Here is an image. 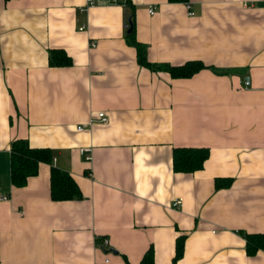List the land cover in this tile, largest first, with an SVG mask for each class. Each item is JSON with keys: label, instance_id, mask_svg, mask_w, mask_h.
<instances>
[{"label": "crops", "instance_id": "obj_1", "mask_svg": "<svg viewBox=\"0 0 264 264\" xmlns=\"http://www.w3.org/2000/svg\"><path fill=\"white\" fill-rule=\"evenodd\" d=\"M94 2L0 0V264H142L150 249L173 264L181 236L178 264H264L245 252L264 234V0ZM131 34L163 69L140 65ZM195 61L188 79L164 70ZM17 139L56 161L22 188ZM177 149L210 157L177 173ZM54 167L81 199L52 200Z\"/></svg>", "mask_w": 264, "mask_h": 264}, {"label": "trees", "instance_id": "obj_2", "mask_svg": "<svg viewBox=\"0 0 264 264\" xmlns=\"http://www.w3.org/2000/svg\"><path fill=\"white\" fill-rule=\"evenodd\" d=\"M11 1V0H6ZM172 3H187L188 0H169ZM138 51L140 65L149 69H163L162 66L151 65L145 54V48L135 41L133 34L129 37ZM49 62L52 67H66L72 65V59L62 50H52ZM206 67L198 61L189 62L183 66H165L172 78L188 79ZM11 181L16 188L25 187L28 180L39 173L41 164H54V155L47 148H33L25 139H17L11 144ZM210 157L208 150L177 149L174 155V170L177 173H195L204 169ZM51 198L55 202L79 200L82 193L76 181L67 171L57 167L51 171ZM258 251H264V234H248L245 236V252L254 256ZM185 252V237L181 236L176 244L173 264L183 258ZM142 264H156L155 253L150 249L142 260Z\"/></svg>", "mask_w": 264, "mask_h": 264}, {"label": "built area", "instance_id": "obj_3", "mask_svg": "<svg viewBox=\"0 0 264 264\" xmlns=\"http://www.w3.org/2000/svg\"><path fill=\"white\" fill-rule=\"evenodd\" d=\"M87 2H88V5H90V6L94 5V3H95L94 0H87ZM188 9L190 10L189 15H190V16H193L194 14H193V12L191 11V7H190V6H188ZM149 13H150L151 15H154V14H155V10L152 9V10L149 11ZM86 29H87L86 25H83V26L80 28V31L83 32V31H85ZM91 45H92V47H96V46H97L96 43H92ZM97 121H99V122L102 123V124H107L108 121H109V119H108V117L106 116L105 113H100V114L98 115V117H97ZM93 122H94V121L91 122V125L94 124ZM78 130L81 131V130H82V127H79ZM81 153H82V155L85 157L86 161H90V160H91V154L88 152V150H82ZM55 162H56V161L54 160V163H55ZM1 200H2V201H8V200H9V197H8V196H4V197L1 198ZM173 206H174L175 208H181V207L183 206V200H182V199H178V200H176V201L174 202ZM108 246H109V242H108L107 240H104L103 243H102V249L105 250V248H107ZM109 262H110V261H109V259H108V260H106V261L104 262V264H108Z\"/></svg>", "mask_w": 264, "mask_h": 264}, {"label": "water", "instance_id": "obj_4", "mask_svg": "<svg viewBox=\"0 0 264 264\" xmlns=\"http://www.w3.org/2000/svg\"><path fill=\"white\" fill-rule=\"evenodd\" d=\"M132 32V26H131V28H130V30H129V33H131Z\"/></svg>", "mask_w": 264, "mask_h": 264}]
</instances>
